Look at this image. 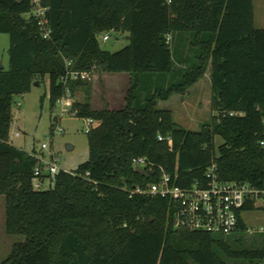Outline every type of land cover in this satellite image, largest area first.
Listing matches in <instances>:
<instances>
[{
	"label": "trees",
	"instance_id": "1",
	"mask_svg": "<svg viewBox=\"0 0 264 264\" xmlns=\"http://www.w3.org/2000/svg\"><path fill=\"white\" fill-rule=\"evenodd\" d=\"M30 3L0 0V35L9 43L8 69L0 68V197L5 235L22 238L0 264H263L264 234L249 239L241 222L228 237L175 230L168 200L129 198L156 183L159 169L188 188L212 161L222 182L262 184L264 30L254 27L252 0H40L49 9L48 40L33 16L24 18ZM109 32L126 35L128 45L101 50L97 38ZM66 70L128 75L123 107L93 110L89 82L59 83ZM205 75L212 115L186 131L158 104L187 96ZM45 78L50 108L66 91L81 93L76 118L98 124L86 135L87 161L33 191L36 160L8 144L11 104ZM153 78L167 86L142 92ZM138 158L147 177L134 172Z\"/></svg>",
	"mask_w": 264,
	"mask_h": 264
},
{
	"label": "rangeland",
	"instance_id": "2",
	"mask_svg": "<svg viewBox=\"0 0 264 264\" xmlns=\"http://www.w3.org/2000/svg\"><path fill=\"white\" fill-rule=\"evenodd\" d=\"M260 0H253V23L255 29L264 30V19L259 16ZM33 11L24 16L28 19ZM108 40L103 42L102 38ZM121 34L109 32L98 36L97 42L101 50L108 53H116L128 45V41ZM9 47L8 37L0 35V67L8 69L7 50ZM107 75V74H106ZM94 73V79L90 82V94L88 97L90 107L93 110L108 108L118 110L123 107V98L128 87L129 76L126 74H113L106 78ZM167 83L162 79L153 78L151 81L141 83L142 92L149 89L165 88ZM46 95L42 106L40 98ZM74 102L82 103L84 96L79 93L74 96ZM210 84L209 77L205 75L194 85L188 95L181 98L172 96L166 102L158 104L159 109L172 113L173 122L177 127L190 132H197L201 125L209 122L210 111ZM61 107L48 104V80L35 83L28 94L12 98L11 116L12 124L8 136V144L19 151L33 156L35 159L49 160L52 154L58 160V168L65 172L74 171L79 165L87 161L88 149L87 138L84 133V122L81 119L62 116L59 121ZM55 119H52V117ZM57 123L56 127H54ZM54 124V125H53ZM51 127V128H50ZM61 132L56 134L55 130ZM19 137L14 138L13 134ZM221 140L216 138L214 146L217 148ZM45 145L46 150L41 151L40 146ZM34 152V153H33ZM33 153V154H32ZM50 183L44 182L42 191L49 188ZM242 223L246 230L252 232L248 238H257L260 230L264 229V210L245 213ZM21 237H8L4 232V201L0 197V262L6 258L13 243L21 242Z\"/></svg>",
	"mask_w": 264,
	"mask_h": 264
},
{
	"label": "built area",
	"instance_id": "3",
	"mask_svg": "<svg viewBox=\"0 0 264 264\" xmlns=\"http://www.w3.org/2000/svg\"><path fill=\"white\" fill-rule=\"evenodd\" d=\"M32 16L37 21L40 36L43 40L50 37V29L46 14L48 8L42 7L40 0H31ZM103 37L102 41H107ZM167 43L169 38H167ZM66 63V67H69ZM94 79L93 72H74L66 70L60 78L59 83L63 86L71 81L91 82ZM74 99L66 91L64 95L55 101V105L61 107L59 121L62 116L76 118L77 112L73 110ZM222 117L229 118L241 117L239 113H222ZM52 119H55L53 116ZM84 122V133L89 134L97 126L93 119H81ZM54 125V124H53ZM55 123L54 127H56ZM56 129L55 133H60ZM262 139L258 142V147L264 156V120L262 121ZM18 138V133L13 134ZM159 142L163 141L158 137ZM166 144L171 148L172 142L166 139ZM40 150H46L45 145L40 146ZM33 157V156H32ZM34 158V157H33ZM35 159V158H34ZM37 164L32 174V190L41 191L44 182L50 180L59 172L71 174L58 168V160L51 154L49 160L35 159ZM133 168L145 170L149 167L143 158L132 161ZM264 170V166H263ZM149 171L151 169L149 168ZM160 177L156 183L147 185L144 188H135L129 193V198L133 195L157 197L168 200L173 206L172 225L173 229L187 232L202 233L210 236L228 237L235 234L238 230L239 222L242 223V216L245 213L264 210V180L260 186L249 183L222 182L217 173V164L212 161L204 173V179L194 182L188 188H180L171 184L168 176L159 169ZM243 224V223H242ZM248 234H252L247 230ZM259 233L264 234V229ZM264 264V263H263Z\"/></svg>",
	"mask_w": 264,
	"mask_h": 264
},
{
	"label": "crops",
	"instance_id": "4",
	"mask_svg": "<svg viewBox=\"0 0 264 264\" xmlns=\"http://www.w3.org/2000/svg\"><path fill=\"white\" fill-rule=\"evenodd\" d=\"M253 1V0H252ZM259 16H260V19H264V0H260V3H259ZM122 36H126V35H122ZM126 38V37H125ZM108 76H111V75H102L101 78H106ZM129 83V80L128 82ZM128 88V87H127ZM127 90V89H126Z\"/></svg>",
	"mask_w": 264,
	"mask_h": 264
},
{
	"label": "water",
	"instance_id": "5",
	"mask_svg": "<svg viewBox=\"0 0 264 264\" xmlns=\"http://www.w3.org/2000/svg\"><path fill=\"white\" fill-rule=\"evenodd\" d=\"M20 0H17V2H19ZM1 68V67H0ZM134 172L140 176H143V177H147V175L145 174L144 170L143 169H140V168H135L134 169Z\"/></svg>",
	"mask_w": 264,
	"mask_h": 264
}]
</instances>
